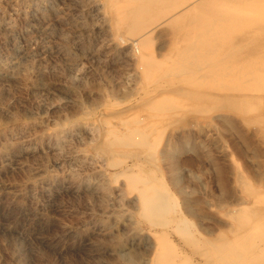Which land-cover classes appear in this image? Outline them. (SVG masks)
Wrapping results in <instances>:
<instances>
[{
	"label": "rangeland",
	"instance_id": "rangeland-1",
	"mask_svg": "<svg viewBox=\"0 0 264 264\" xmlns=\"http://www.w3.org/2000/svg\"><path fill=\"white\" fill-rule=\"evenodd\" d=\"M101 7L0 0V264H148L152 241L134 218V196L110 183L116 169L94 150L105 102L129 107L139 80L131 46ZM197 116L189 129L165 130L167 147L184 134L189 141L170 189L201 201L203 226L231 238L225 214L244 201L238 178L261 185L264 139L233 117L230 129L217 115Z\"/></svg>",
	"mask_w": 264,
	"mask_h": 264
},
{
	"label": "bare ground",
	"instance_id": "bare-ground-1",
	"mask_svg": "<svg viewBox=\"0 0 264 264\" xmlns=\"http://www.w3.org/2000/svg\"><path fill=\"white\" fill-rule=\"evenodd\" d=\"M101 2L114 37L131 46L139 80L129 107L105 102L110 113L99 121L94 150L116 169L110 183L134 196V218L152 241L148 264H264V178L259 186L238 178L244 201L225 214L232 236L215 235L199 221L202 202L176 190V152L188 137L162 144L169 125L189 129L197 114L217 115L230 129L237 120L264 139V0Z\"/></svg>",
	"mask_w": 264,
	"mask_h": 264
}]
</instances>
